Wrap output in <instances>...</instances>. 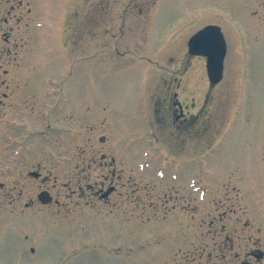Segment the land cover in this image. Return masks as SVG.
I'll use <instances>...</instances> for the list:
<instances>
[{"label":"rangeland","instance_id":"1","mask_svg":"<svg viewBox=\"0 0 264 264\" xmlns=\"http://www.w3.org/2000/svg\"><path fill=\"white\" fill-rule=\"evenodd\" d=\"M212 22L226 43L214 86L186 51ZM0 26L13 28L14 65H2L18 91L30 75L23 92L78 116L44 112L50 128L30 142L53 146L38 179L23 175L25 193L66 205L11 210L0 163V264H264V0H0ZM59 78L72 85L49 83ZM173 92L184 120L169 115ZM38 127L31 119L22 133ZM100 181L115 187L107 203L91 194Z\"/></svg>","mask_w":264,"mask_h":264},{"label":"flooded vegetation","instance_id":"2","mask_svg":"<svg viewBox=\"0 0 264 264\" xmlns=\"http://www.w3.org/2000/svg\"><path fill=\"white\" fill-rule=\"evenodd\" d=\"M86 4H89V0H86ZM114 6H115V3H114ZM11 8H12V6H10V9L5 12L6 15L1 17V23L2 24L7 23V19L9 18V20H10V18L12 17ZM110 9H111V7H110ZM109 12H107V14ZM123 13H125V11ZM131 16L132 15L130 13L129 17H131ZM118 18L120 21L122 20V22H124V20L126 19V17L124 15H121V14L119 15ZM122 22L120 23L119 28H121ZM207 24H215V23H213V22L212 23H206V24H203V26H205ZM203 26H201V27H203ZM200 28H198V29H200ZM8 30L11 31L9 28L5 30L0 26V38L3 41L0 43V88L3 87L7 90V92L0 91L1 92L0 96L2 98H6L7 109L9 111V115H10V118L7 121V126H8L7 133H6L7 140L2 139L0 141V163H4V158H7V162H6L7 166L5 167V169H3L9 175V177H8L9 179L7 181L6 188H8L10 190V192H13V194H10V198L8 199V203L11 206V210H15V211H19V212L29 211L31 208H35V209H37L35 211H39V209H38V207H36V205L40 204V205H45V206H51L52 202H55L56 203L55 205H57L58 207H62L66 204L62 203L58 199L53 200L52 196L49 195V193L45 189L44 190L39 189L36 193H34V195H30L29 193H25V190L23 191V188L25 185L23 175L28 177V178L32 177L33 179H38V177L40 176V173L37 171H34V167L38 168L39 164L41 162L45 161V159H47V157H48V155H46V147L49 146V145H47L48 140L41 141L39 139H37V140L34 139V141L30 142V136H36L35 133H38L40 131H46V129L44 130L42 128L44 126H45L44 128H46V126L47 127L50 126L49 124H46V121H48V118H47L48 115H51V116L55 115L57 117H60L61 121L64 120L65 118L69 117L72 122L76 123V122H78L77 112L73 110V107L68 105L67 101H66L65 107L63 108V111H62V109L59 108V109H56L57 110V112H56V111L51 109L52 106H49L47 108L42 107L41 106V104L43 102L42 100H41L42 102L41 101L36 102L34 95L27 94L26 92H23V86L29 85L28 82L30 81V77H31L30 75L24 76V80L22 82V87H21L22 91L21 92L18 91L19 86L13 84V75L11 77L12 80L8 76L10 69H8L7 67H4L2 65V61H3L2 58L4 56H7V60H6L7 66L13 67V65H14V55H13L14 50H12L14 46L11 43L13 41V38H11V41H9ZM9 44H11V45H9ZM9 57H10V59H9ZM73 63H74V60H73ZM13 72L14 71H12V74H13ZM3 75L5 77L7 76V79H4V77L2 78L1 76H3ZM49 83L50 84L61 83L63 85V88H65V89H68V87L72 85L71 81H68V79H62V78H59L58 80H55V81L50 80ZM19 94L21 95V98L19 99L20 104H17V103H15V98L17 97L16 95H19ZM67 95L68 94L65 92H62V94H58L56 96L57 100L54 101V103H58V105H59V102L64 103V101L67 99ZM50 98L51 97L44 98V101L45 100L47 101ZM168 98H169V104L171 105V108H170L171 114L169 113V115L170 116L174 115L173 121H179L181 119L184 120L186 118V115H189L188 111L183 112L184 107L185 106L187 107V105L185 103L184 104L178 103V101L175 100L177 98L175 92L171 93L170 95L168 94ZM38 99L40 100V98H38ZM0 105H2V104L0 103ZM20 105H21V107H20ZM68 106H69V110H70L69 113H67ZM74 107H75V104H74ZM19 111L22 113L20 115H23L24 117H26L28 119L27 125L15 123L14 116H16V113ZM45 111H47V113H48L47 116L44 114ZM31 119L33 120V122L38 121L39 124L41 125V128L38 127L37 130L30 131L29 129H30ZM60 124H61V122H60ZM25 126H27V128H29L28 134L22 133V130L24 129ZM15 128H18L17 131L15 130ZM48 128H50V127H48ZM61 128H63V127H61ZM0 137L2 138L3 135H0ZM25 137H27V138H25ZM48 142H49V144H52V146H53L52 141H48ZM55 158H57V157L55 156ZM57 159H59V158H57ZM36 164H38L37 165L38 167L35 166ZM5 172H3L2 174H4ZM111 173L113 175L115 174V172L113 170L111 171ZM41 180H44V179H41ZM110 182H111V179H109V183ZM89 186H90V184H85V187L87 189L90 188ZM103 186H104V182L100 181L99 187L92 190L91 194H92V196L93 195L97 196L98 199L103 201L104 203H107V202H109L110 194H112L114 192L115 187H114V185L110 184L106 189H103ZM3 187H4V182H0V188H3ZM78 189H77L78 190L77 195L83 194L84 190L82 189V187L79 186ZM70 192L71 193H69V196L75 195L73 190H70ZM220 229L221 230L218 231L217 235L222 233L224 226L222 225ZM215 233H216V231L214 232V234ZM226 233H228V232H226ZM228 234H225V237H224L225 239H228ZM250 253L253 255L255 254L253 249L250 250ZM258 255H257V257H258Z\"/></svg>","mask_w":264,"mask_h":264},{"label":"water","instance_id":"3","mask_svg":"<svg viewBox=\"0 0 264 264\" xmlns=\"http://www.w3.org/2000/svg\"><path fill=\"white\" fill-rule=\"evenodd\" d=\"M225 42L216 25H206L195 32L187 41L190 55L205 57V69L210 85L216 84L222 77Z\"/></svg>","mask_w":264,"mask_h":264}]
</instances>
